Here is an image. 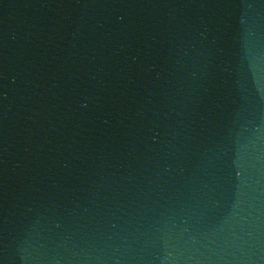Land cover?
I'll return each instance as SVG.
<instances>
[{
	"label": "water",
	"instance_id": "95a60500",
	"mask_svg": "<svg viewBox=\"0 0 264 264\" xmlns=\"http://www.w3.org/2000/svg\"><path fill=\"white\" fill-rule=\"evenodd\" d=\"M0 264H264V0H0Z\"/></svg>",
	"mask_w": 264,
	"mask_h": 264
}]
</instances>
